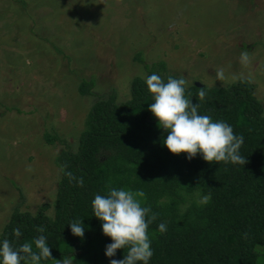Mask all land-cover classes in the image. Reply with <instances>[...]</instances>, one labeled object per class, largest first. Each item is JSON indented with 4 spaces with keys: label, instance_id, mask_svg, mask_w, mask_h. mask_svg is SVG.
I'll list each match as a JSON object with an SVG mask.
<instances>
[{
    "label": "rangeland",
    "instance_id": "374dc122",
    "mask_svg": "<svg viewBox=\"0 0 264 264\" xmlns=\"http://www.w3.org/2000/svg\"><path fill=\"white\" fill-rule=\"evenodd\" d=\"M137 55L186 87L249 80L264 112V0H0V232L16 208L53 216L58 152L96 100L147 76Z\"/></svg>",
    "mask_w": 264,
    "mask_h": 264
},
{
    "label": "trees",
    "instance_id": "16d2710c",
    "mask_svg": "<svg viewBox=\"0 0 264 264\" xmlns=\"http://www.w3.org/2000/svg\"><path fill=\"white\" fill-rule=\"evenodd\" d=\"M136 59L147 76L156 73L165 82L170 76L181 78L169 74L163 61L144 63L140 55ZM195 83L186 87V98L198 105V114L225 121L235 134L243 135L244 165L171 153L164 145L167 133L148 110L153 100L145 78L136 76L128 99L117 102L112 93L92 104L75 151L58 152L60 179L53 216L47 214L46 204L35 213L16 208L0 239L16 245L31 242L41 227L52 255L41 264H110L111 259H123L127 248L105 256V246L112 241L102 233L91 205L96 194L115 187L143 192L142 206L155 215L148 227L153 250L149 264H264L263 107L249 80L219 87ZM93 87L94 80L84 79L78 91L92 94ZM44 138L49 144L59 140L48 133ZM207 193L210 202L198 205ZM79 221L83 237L72 234L68 225ZM160 223L166 231H159ZM16 228L22 233L19 238L13 236Z\"/></svg>",
    "mask_w": 264,
    "mask_h": 264
},
{
    "label": "clouds",
    "instance_id": "9594fccd",
    "mask_svg": "<svg viewBox=\"0 0 264 264\" xmlns=\"http://www.w3.org/2000/svg\"><path fill=\"white\" fill-rule=\"evenodd\" d=\"M241 59L246 60L247 54L241 53ZM217 76L221 77L222 73L217 72ZM145 83L153 100L147 105L148 110L167 133L164 145L171 153H186L189 160L200 154L210 163H246V158L240 154L243 135L235 134L233 127L225 121L198 114V105L185 96V79L170 76L165 82L152 73L145 77ZM204 95L203 91L199 93L201 99ZM79 184L83 185L82 179ZM143 195L141 191L111 187L105 195L96 194L91 202L93 215L101 221L102 233L112 241L105 246V256L114 257L118 249L127 248L123 259H111L110 264H149L153 256L148 227L155 215H149L151 209L142 206L139 197ZM210 200L211 193H207L197 203L202 206ZM68 225L72 234L83 237L81 221ZM157 227L160 232L166 231L164 223ZM37 231L41 234L31 242L19 245L7 238L0 239V264H23L24 261L41 264L43 260L52 258L47 237L43 235L44 229L38 227ZM21 235L19 228L13 229L14 237Z\"/></svg>",
    "mask_w": 264,
    "mask_h": 264
},
{
    "label": "water",
    "instance_id": "95a60500",
    "mask_svg": "<svg viewBox=\"0 0 264 264\" xmlns=\"http://www.w3.org/2000/svg\"><path fill=\"white\" fill-rule=\"evenodd\" d=\"M195 84H196L197 86H201V83H199V82H196Z\"/></svg>",
    "mask_w": 264,
    "mask_h": 264
}]
</instances>
